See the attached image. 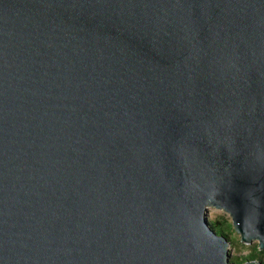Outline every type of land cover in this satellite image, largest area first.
Masks as SVG:
<instances>
[{"label":"water","instance_id":"1","mask_svg":"<svg viewBox=\"0 0 264 264\" xmlns=\"http://www.w3.org/2000/svg\"><path fill=\"white\" fill-rule=\"evenodd\" d=\"M207 207L264 251V0H0V264H237Z\"/></svg>","mask_w":264,"mask_h":264},{"label":"rangeland","instance_id":"2","mask_svg":"<svg viewBox=\"0 0 264 264\" xmlns=\"http://www.w3.org/2000/svg\"><path fill=\"white\" fill-rule=\"evenodd\" d=\"M205 212H209V220L216 221V223H223L224 227L222 228L225 230L226 238L230 243L229 253L231 261L238 263L242 261L244 256L249 255L250 252L256 249V254L258 256L256 260L264 262V251L259 250L258 242L254 241L250 245L241 243L240 236L234 231L231 218L228 214L212 207H207ZM228 226L229 229H227Z\"/></svg>","mask_w":264,"mask_h":264},{"label":"trees","instance_id":"3","mask_svg":"<svg viewBox=\"0 0 264 264\" xmlns=\"http://www.w3.org/2000/svg\"><path fill=\"white\" fill-rule=\"evenodd\" d=\"M212 221V229L219 235H223L224 237H227L225 234V230L222 228L224 227L223 223H216V221L210 220ZM218 225V226H217ZM227 229H229V226L227 227ZM257 254H256V249L253 252H250L249 255L244 256L242 258V261H239L237 264H242L244 261L247 260H254L257 259Z\"/></svg>","mask_w":264,"mask_h":264}]
</instances>
